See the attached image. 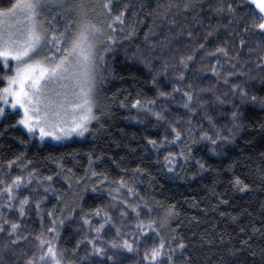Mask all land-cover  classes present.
<instances>
[{"label":"trees","instance_id":"trees-1","mask_svg":"<svg viewBox=\"0 0 264 264\" xmlns=\"http://www.w3.org/2000/svg\"><path fill=\"white\" fill-rule=\"evenodd\" d=\"M15 2L0 0V9H7ZM78 2L99 13L104 0ZM185 2L119 0L118 4L113 3V15L127 5L124 24L115 25L125 30L115 33L117 43L105 54L95 96L100 119L94 120L85 139L41 143L17 123L21 116L18 110H9L1 117L0 181L3 183L0 188L16 176L28 181L29 173L31 182L14 189L16 198L11 209L7 207L6 197H0V216L18 223V235L27 237L13 244L16 235L10 236L6 226L0 232V264H25L33 253L40 255L37 237L52 241L58 251L64 252L63 264L70 261L81 264L85 257L83 264H112L105 257L92 255L89 241L95 240L98 246L106 248L109 241L128 239L139 250L120 254L116 264H144L143 252L159 241L156 232L145 227L141 235L135 225L140 221L147 225L150 219L161 221L172 206L177 215L166 228L157 225L159 235L164 237L166 248L181 242L171 241L172 236L182 238L188 246L185 255L192 257L190 261L179 257L175 264H264V109L248 103L241 105L239 97H232L229 91L230 84H239L249 94L264 95V85L259 80L249 81L246 76L224 84L223 75L235 69L223 57L201 59L203 51L196 53L187 70L179 65L181 56L192 54L196 45L206 43L207 50L227 48V59L250 76L264 74L256 67L261 53L248 54L249 47H256L257 33L243 31L245 24L259 22V8L256 4L237 7L243 0H200L198 6L185 10ZM170 4L180 7L168 10ZM209 4L213 9L220 4H232L237 8L235 15H244L245 19H234L226 7L223 13H216L209 9ZM57 9L52 12L46 9L45 17L52 19L61 8ZM166 10L167 14L162 15ZM57 20L60 25L66 22ZM133 26L135 33L129 37ZM188 32H192L191 38ZM207 32H213V36L205 42ZM240 39L246 41L243 49L239 46ZM237 51L241 55L234 58ZM216 59L221 62L217 69L220 77L208 70ZM244 60L249 63L244 65ZM179 71H184L182 81L177 78ZM10 73L9 66L0 65V78ZM5 85L6 81L0 79V89ZM174 86L193 92L198 101H208L207 115L213 117L217 126H230L232 104L214 102L215 96L224 98L228 94L226 98L239 106L244 125L233 142L220 144L213 153L210 143L199 141L200 134L210 127L204 118L205 110L197 108L195 102L192 104L197 109L195 112L185 109V97L180 91L173 92ZM207 88L214 95L200 91ZM161 92L171 95L160 96ZM137 100L142 104L154 100L155 104L148 107L166 119L158 120L147 109L132 107ZM172 127L181 132L179 142L174 141ZM189 128L193 130L191 136L186 131ZM153 140L155 146L149 143ZM182 150L189 155L187 160L180 155ZM169 154L175 158L174 164L165 161ZM9 161L15 163L9 166ZM200 164L204 165L203 169ZM93 172L97 175H92ZM235 177L249 184V190L236 189L232 183ZM121 180L127 187L119 186ZM115 196H119L118 201L113 199ZM25 197L29 203L21 216L18 201ZM124 200L134 207L139 205V217L123 204ZM148 208L152 209L151 213ZM97 209L99 216L94 215ZM121 211L127 215L121 216ZM105 213L111 217L107 223ZM85 218L90 223L85 224ZM101 225L103 229L97 233L95 229ZM50 228L55 229L58 238L48 231ZM117 228L121 230L120 236L116 234ZM78 241L83 243L77 249ZM241 241H247V245ZM232 252L236 255H231Z\"/></svg>","mask_w":264,"mask_h":264},{"label":"snow or ice","instance_id":"snow-or-ice-1","mask_svg":"<svg viewBox=\"0 0 264 264\" xmlns=\"http://www.w3.org/2000/svg\"><path fill=\"white\" fill-rule=\"evenodd\" d=\"M114 2L118 4L119 0H104L101 6L102 11L99 13L96 12L95 8L85 7L78 0H73L71 3H69V0H16L11 7L0 9V65L7 67L10 60L15 64L13 75L0 78L7 82V86L0 89V116L5 114L6 106L14 110H22L17 123L23 125L30 135H38L41 141L46 137L62 140L73 134L83 136L85 132L89 131L92 121H99L100 119V116L96 114L99 109L96 105L95 96L98 77L105 64V54L111 52L117 43L115 33L117 31L122 33L125 30L123 27L117 29L115 25L124 24L127 5L118 14L113 15L112 5ZM199 3L200 0H187L183 4V8L188 10L198 6ZM257 3L258 0H243V3L238 4L237 7L242 8L245 5L251 6ZM53 4L63 10L59 15L60 19L66 22L62 25L58 23L56 16H53L49 20L43 15V12ZM66 4L67 7L65 8ZM171 7H180V5L170 4L168 10ZM225 7L228 13L233 14L234 19L238 21L245 19L244 15H235L237 8H234L232 4H227L226 6L220 4L215 9L209 4V9L216 13H223ZM69 14H72V19H67ZM161 14L166 15L167 10ZM250 30L257 33V38L255 40L256 47H249L248 54L250 55L256 51L261 53L257 56L259 63H256V67L264 73V3L259 4V22L253 20L250 25L245 24L243 27L245 33ZM134 33L135 28L133 26L129 31V37L134 35ZM187 35L191 38L193 34L192 32H188ZM211 36H213V32H207L203 39L207 42ZM147 38L146 35L145 39ZM245 45L246 41L240 39V48L243 49ZM201 51L204 52L201 59L215 58L217 56L223 57L235 69L223 75L224 84L228 85L230 79L246 76L249 81L259 80L261 85H264V74L250 76L247 71L238 69L236 64H232L231 60L227 59L229 52L225 47L207 50L206 43H200L192 49V54L180 57V67L187 70L189 64L196 59V53ZM240 55L241 53L237 51L234 58H239ZM248 63L249 61L247 60L243 61L244 65ZM220 67V59H216V63L208 70L217 77H220L221 73L217 71ZM164 70L167 71V65ZM177 78L181 81L184 80V71H179ZM152 83H156L155 78H153ZM188 88L191 89L192 85L189 84ZM177 91L182 92L185 97L183 104L185 109L195 112L197 109L192 108V104L195 102L197 103V108L205 110L204 118L210 127L208 131H203L200 134L199 141L210 143L213 153L216 152V148L220 144L233 142L234 137L244 127L241 123L242 113L239 111V106L226 98L228 94H225L224 98L215 96L214 102L220 105L232 104L234 110L229 117L230 126H217L213 117L207 115L206 108L208 101H198L193 92L184 91L179 86H174L173 92ZM200 91L202 93H213L211 88L201 89ZM229 91L232 97H239L241 105L248 103L264 109V95L249 94L239 84H230ZM159 95L168 96L171 94L161 92ZM150 104L154 105L155 101H146L142 104L140 100H137L132 107L147 109L158 120L166 119L160 112H153L148 107ZM171 130L174 133V141L179 142L181 132L175 127H172ZM186 131L188 136L192 135L193 130L191 128ZM224 131H227L228 135H224ZM199 141H193V143ZM149 143L153 144V146L156 145V141L154 140L149 141ZM190 152L191 148L188 149L189 154ZM180 155L185 160L189 158V155H186L183 150ZM165 161L174 164L175 158L169 154V156L165 157ZM8 163L11 166L15 162L9 161ZM89 163L91 164V161ZM200 168L203 169L204 165L200 164ZM169 170L171 171L172 169L169 168ZM92 175L95 176L97 174L93 172ZM30 177L31 173H29V180L25 181V177L16 176L10 184H7L4 188H0V197H6L9 209L13 207L12 201L16 198L14 189H20L25 183H30ZM46 179L51 180L52 178L46 177ZM0 183L3 182L0 181ZM232 183L241 192L250 188V185L244 183L239 177H235ZM119 186L127 187L123 180L119 181ZM116 191L119 192V187L116 188ZM128 191L132 192L131 189H128ZM109 195H111V192ZM113 199L118 201L119 196H115ZM221 202L227 203V201ZM18 203L20 206L19 214L23 216L24 206L29 203V199L25 197L19 200ZM123 204L131 208L137 217H139V212L137 211L139 205L134 207L127 200H124ZM36 207L39 208V203H37ZM145 207L148 206L145 205ZM148 211L151 213L152 209L148 208ZM51 215L52 213H49V216ZM94 215L99 216L100 210L97 209ZM120 215L126 216L127 212L121 211ZM176 215L174 206H172L166 210L161 221L150 219L147 225L143 221L135 225L137 230H140L141 235H144L143 230L145 227L156 232L159 241L158 244L143 252L142 258L144 264H162V262L163 264H175L176 259L179 257H183L185 261L192 259V257L185 255L188 251V246L182 241V238L172 236L171 241L174 242L180 239L181 242L176 243L175 247H172L170 244L166 248L164 237L159 235L157 225H159L160 229L166 228L170 220ZM105 218L106 223L111 221V217L107 213H105ZM83 222L85 224L90 223L86 218ZM60 223L62 224L63 221H60ZM6 226L10 236L16 235V239L12 241L13 244H16L18 240L27 239L26 236L20 237L18 235V229L20 228L18 223H11L0 216V232H3ZM102 229L103 225L95 229V231L100 233ZM48 231L55 234L58 238V233L55 232L54 228H50ZM241 231H244V229H241ZM253 231L259 230L253 229ZM116 234L117 236L121 235L119 228L116 229ZM37 240L40 255L33 253L25 264H63L62 258L64 252L58 251L50 240H45L41 237H37ZM81 243L83 241L77 242V249ZM89 243L92 245V255L105 257L112 264H116L117 257L120 254L135 253L139 250L137 247H134V242L130 243L128 239L109 241L106 248L98 246L95 240L89 241ZM241 244L247 245V241H241ZM45 248L46 251L44 250ZM109 251L113 254L108 255ZM237 251H242V249H238ZM251 254L253 256L256 255L255 252ZM231 255H236V252H232ZM83 259H86V257ZM83 259L81 264H83ZM69 264H73V262L70 261Z\"/></svg>","mask_w":264,"mask_h":264},{"label":"rangeland","instance_id":"rangeland-1","mask_svg":"<svg viewBox=\"0 0 264 264\" xmlns=\"http://www.w3.org/2000/svg\"><path fill=\"white\" fill-rule=\"evenodd\" d=\"M71 2H73V0H69V3H71ZM260 3H264V0H258V3L256 4L258 8H259V4H260ZM66 7H67V4L65 5V8H66ZM57 8H58V7H57ZM57 8H56V9H57ZM56 9H55V5L53 4L52 6H50V7L48 8L47 11H48V12H52V11H54V10H56ZM57 10H58V9H57ZM62 11H63V10H61V9H60L59 11H56V12H55L56 14H55L54 16H56L57 18L60 19V15H59V14L62 13ZM43 15L45 16V11L43 12ZM72 18H73L72 14H69L68 17H67V19H72ZM8 66L11 68V73H10V75H13V74H14L13 69H14V66H15L14 62L10 60ZM6 86H7V82H6L5 87H6ZM9 110H14V109H11L10 107H7V106H6V107H5V113H6L7 111H9ZM18 111L22 114V110H18ZM1 117H2V116H0V119H1ZM93 123H94V121H92V123L90 124V126H89V131L85 132L83 136L73 134V135L69 136L68 138H66V139H62V140H56V139H53L52 137H46L43 141H41V140L39 139V136H38V135H37V136H34V137H36V138L39 140V142H41V143L46 142V141H51V142H55V143H60V142L71 141V140H74V139L82 140V139H85V138L90 134ZM21 126L24 128L23 125H21ZM24 129L27 131L26 128H24Z\"/></svg>","mask_w":264,"mask_h":264}]
</instances>
